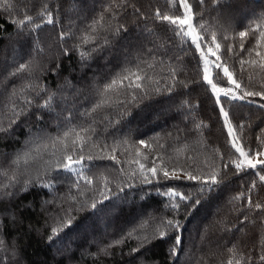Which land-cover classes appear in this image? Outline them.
<instances>
[{
	"label": "trees",
	"instance_id": "obj_1",
	"mask_svg": "<svg viewBox=\"0 0 264 264\" xmlns=\"http://www.w3.org/2000/svg\"><path fill=\"white\" fill-rule=\"evenodd\" d=\"M12 3L15 9L11 13L0 8V108L7 113L12 99L19 103L18 98L11 96L12 88L15 86L19 89L29 79L33 84L44 85L48 94H54V101L51 110L32 107L19 117L7 133H0V165L7 166L6 162L10 159L31 150L35 159L30 157V165L16 173L18 179L36 180L40 176L41 183L50 182L52 187L37 186L33 190L21 191L14 197H0V213L3 214L0 218L5 222L3 239L6 245L0 249V257L4 259V264H127L138 255L131 253L137 244L135 239L125 240L123 244L111 248V255L97 254V249L137 224L138 217L147 221L152 216L167 215L169 210L162 206L166 198L158 193L166 190L165 185L172 183L162 181L160 185L153 183L125 188L124 192L118 190L116 184L121 174L116 168L137 167L135 164H125V158L132 160L149 154L148 161L141 159L146 164L154 159L143 145H139L137 151L134 147L136 141L141 138L148 141L151 152L162 156L166 165L194 162L202 166L206 160L212 159L214 149L223 153L232 151L214 110V100L199 83L200 72L194 52L187 43L179 46V38L165 31V25L153 19L155 9L168 14L175 12L168 0H135L136 6L146 17L129 16L127 12L121 15L119 20L127 26L128 31L92 52L87 60H82L79 51L75 50L80 34L106 7L108 0H12ZM45 4L53 13V24H43L35 31H18L12 24L14 19L32 14ZM133 11L132 8L128 9V12ZM203 13L208 31H216L218 41L222 34L229 37L228 41H222L223 44L238 45V32L247 31L249 27L255 29L260 25V30H264V20L261 19L264 16V0H205ZM61 33L66 35L61 38ZM233 37L236 39L233 40ZM249 45L256 51L264 52V39H254L250 35L245 38L244 51L239 52L240 57L258 60L255 52L248 55ZM82 47L86 50L93 45ZM65 50L67 55L64 54ZM148 50L157 53L156 61L165 62L163 67L157 63V67L150 70L155 79L160 80L161 92L152 93L136 106L129 105L126 110L121 107L119 111L106 109L93 113L98 117L96 129L100 143H118L116 155L121 165L115 166L110 160L91 162L88 168V174L93 179L91 187L95 188L101 178L110 180L113 199L98 204L97 209L93 210L89 205L94 194L88 191L77 196L80 203H73L69 199L70 190L72 194L76 193L72 187L73 176L54 171L43 174V170L60 156L59 146L49 144L48 138L63 133L66 115L77 111L83 113L91 106L96 99L95 87L106 77L121 67H134V62L148 57ZM29 61L34 66L29 79H21L26 73L10 75L18 65ZM168 64L178 69L177 81H184L187 87L177 83L171 93L163 91L165 83H170L167 81ZM44 95L41 93L37 97L32 93L34 103H42L41 97ZM256 103L233 105L225 102L226 108L245 125L244 142L249 144L257 142L259 128L264 124V115ZM35 113H39L41 118L37 119ZM109 121L119 123L109 125ZM200 121L207 127L197 134L193 129ZM116 129L120 131L113 137L111 133ZM156 162L161 163L160 160ZM228 172L224 183L209 192L189 215L184 216V209H181V218L187 228L184 234L187 250L178 257L180 264H218L221 256L226 255L222 249H216L221 256L208 258L205 253L215 249L219 241L222 240L227 247L235 238L241 246L247 244L251 247L260 235H264V228L258 227L259 220L240 224L247 209L243 202L232 200L249 187L253 177L247 173L233 175L231 168ZM189 183L185 182L186 185ZM0 184H8L7 175H0ZM195 187H181L180 191L191 192L195 196ZM141 189L151 193L147 200L141 198ZM257 196L264 201V191L259 183L253 192V199L256 200ZM95 198L99 199L98 194ZM66 210L72 217L71 226L63 227L50 240L51 229L60 227L61 217H66ZM141 213L146 214L141 216ZM261 215L259 211L249 213V220ZM12 217L16 218L15 224ZM237 227L243 231H236ZM228 228H232V231H228ZM251 255L256 257L257 253L253 251ZM134 264H176V261L167 255L164 246H160L153 248L146 257L134 260ZM255 264L260 262L257 260Z\"/></svg>",
	"mask_w": 264,
	"mask_h": 264
},
{
	"label": "snow or ice",
	"instance_id": "obj_2",
	"mask_svg": "<svg viewBox=\"0 0 264 264\" xmlns=\"http://www.w3.org/2000/svg\"><path fill=\"white\" fill-rule=\"evenodd\" d=\"M172 8L175 9L173 14L161 12L160 9H155L153 19L165 25V31H170L172 35L179 38V46L189 44L192 48L197 60V68L200 72L199 83L210 94V98L214 100L215 111L222 123V128L225 131L227 144L232 151L223 153L219 149H214L211 160H206L202 166H197L194 162L186 164L174 163L166 165L163 162V157L151 152V147L148 141L139 139L134 147L139 151L138 146L143 145L149 149V153L154 156L149 163V154H143L139 158L129 160L124 159L125 164H135L136 168L117 167L116 171L121 174V179L116 184L120 192H124L125 188L132 189L142 185H152L153 183L160 185L162 181H169L165 185L166 190L160 191L158 194L166 198L162 202V206L169 210L167 215L152 216L147 221L138 217V223L129 228L126 232L110 241L109 243L99 247L97 254L111 255L109 251L113 247H117L125 242V240L135 239L137 244L131 249V253L138 254L133 260H129L127 264H134V260H139L141 257H146L147 253L153 248L164 246L167 249V255L174 258L176 264H180L178 257L182 256L187 250V239L185 232L187 228L181 218V209H184L183 215L187 216L190 212L201 204L209 192L216 190L218 186L224 183L231 168L233 175L241 173L250 174L253 179L248 188L234 196V202H243V206L247 211L242 216L240 224L243 225L246 221L256 223L259 220L258 227L264 228V201L257 196L253 199V192L257 189L258 183L261 190L264 191V124L259 128L260 135L257 137V142L254 144L245 143L243 130L245 125L236 119L235 114L225 106V102H230L233 105L237 103L253 104L257 101L256 106L264 115V52L256 51L249 45L251 56L255 52L256 59H247L239 56L240 51H244L245 38L250 35L254 39H264V30H260V25L256 28L249 27L247 31H239V44H223L222 41H228L229 37L222 34L218 41L216 31H208L207 23L204 20L203 5L205 0H168ZM195 5V7H194ZM0 8L3 11L11 13L15 6L12 0H0ZM132 8L133 12H128ZM138 15V18H145L146 14L141 12L140 7H137L135 0H108L106 7L87 25L85 30L81 32L79 37V45L75 50L79 51L80 58L87 60L91 53L97 51L100 47L108 45L111 39L120 36L121 33L128 31L127 26L119 20V17L124 13ZM127 19V17H125ZM264 20V16L261 17ZM116 21L115 24L112 22ZM53 13L49 10L47 4L43 5L38 11L32 14H24L20 19H14L12 24L18 31H35L40 29L43 24H53ZM66 35L61 33V38ZM233 40L236 37L232 38ZM92 44V48L83 49V45ZM155 46V45H154ZM194 46V47H193ZM147 58L141 57L134 62V67H121L118 71L110 74L98 87H95L96 99L91 106L81 113H69L64 117L66 121L65 130L61 135L48 138L49 144L59 146V158L54 164L43 170L44 175L50 172H65L73 176L72 187L76 189V193L69 192V199L73 203H80L77 196L83 195L85 192L91 191L94 196L91 198V209H97L98 204H104L105 201H110L113 196L111 181L106 178H101L95 188L91 187L93 179L88 174V168L91 162L96 160H110L115 166L121 165V160L117 157L118 143L109 145L101 144L100 137L97 136L96 120L97 116L93 113H98L106 109H115L119 111L121 107L125 110L129 105L136 106L140 100L151 95L152 93L161 92L160 80L155 79L153 70L157 67V63L163 67L164 61H156L157 53L148 50ZM235 53V55H234ZM68 54L67 50L64 52ZM34 66L31 61L21 63L14 72L10 75L18 76L20 73H26L21 79H29L32 76ZM167 81L163 91L171 93L177 86V83L183 87L188 85L184 81H177L178 69L171 64L167 65ZM35 96L39 97L41 93H45L41 97L42 103L36 101ZM12 102L8 106L7 113L0 108V133H7L13 124L19 119L22 114H25L30 108H43L51 110L53 107L54 94H48L44 85L33 84L29 82L22 84L19 89L15 86L12 88ZM111 113H108L110 115ZM37 119L41 116L35 113ZM75 115V119L73 118ZM106 118V117H101ZM7 120V123H5ZM77 121H79L77 123ZM119 123V121H109V125ZM207 127L203 121L196 124L193 131L200 134L203 128ZM106 130V129H105ZM120 129H116L111 133L113 137ZM96 137V140H93ZM127 144V141H124ZM162 147V145H161ZM127 150V149H125ZM38 151V150H37ZM55 155V153H53ZM123 155V152H121ZM33 157L32 151H26L15 158L6 162V165H0V175H7L8 184H0V197H14L21 191L33 190L37 186L42 188H50L52 184L44 181L40 182L41 177L37 176L36 180L18 179L16 173L32 162L29 158ZM35 159V157H33ZM157 160L161 163L157 164ZM191 161V157H189ZM9 170H11L9 172ZM223 173V174H222ZM185 182H190L188 185ZM196 185V195L191 192L180 191L181 187ZM15 189V191H11ZM156 191V189H153ZM98 194L99 199L95 196ZM151 193L146 189H141V198L147 200ZM112 206V205H109ZM123 211V209H121ZM259 211L262 213L260 217H252L249 220V213ZM146 213H141V216ZM3 214L0 213V216ZM16 218L12 217V223L15 224ZM72 217L68 215L61 217V224L58 228H52L49 239L59 234L63 227H70ZM4 219L0 218V249L4 248L5 240L3 239ZM232 231V228H228ZM236 231H243L237 227ZM205 230H202L203 236ZM227 237H225L226 239ZM143 249V251H142ZM216 249H222L225 256H221ZM247 249V251H245ZM255 251L256 257L251 253ZM13 255H15V247H12ZM91 255V253H89ZM208 258L221 256L218 264H255L259 261L264 264V235L258 237L257 242L253 246L244 244L240 245L238 240L233 239L227 247L223 241H219L215 249H211L205 253ZM0 264H4V259L0 257Z\"/></svg>",
	"mask_w": 264,
	"mask_h": 264
}]
</instances>
